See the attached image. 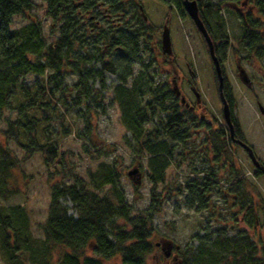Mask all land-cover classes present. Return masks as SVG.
<instances>
[{"label":"trees","instance_id":"obj_1","mask_svg":"<svg viewBox=\"0 0 264 264\" xmlns=\"http://www.w3.org/2000/svg\"><path fill=\"white\" fill-rule=\"evenodd\" d=\"M41 1L46 3V15L52 19V26L60 31L58 38L50 43L43 36L39 21L32 20L12 29L13 16L36 7L34 0H0V117L10 107L12 98L19 94L16 106L18 117L7 120L6 127L0 128V134L6 140L14 141L24 152L22 158L17 156L0 137V197L7 199L20 192L16 169L34 153L41 154L48 167L63 164L67 152H60L49 139H40L36 133L40 119L30 115L28 110L38 108L44 111L43 106L48 102L38 98L54 92V88L44 86L47 69L54 71L50 79L57 80V87L58 81H62L67 74L66 67L72 60L70 53L80 48L82 54L76 59L80 79L74 84L78 89L73 100L82 101L89 107L87 99L93 93L99 100L96 105L101 106L104 99L102 90L106 87L105 73L117 75L113 98L119 105L123 125L132 132L135 150L148 155V177L153 183L152 204L145 214H132L133 207L121 185L122 170L116 160L100 161L95 170L87 171V177L69 168L71 182L62 179L63 172L61 179L50 182L46 218L38 224L42 237L33 234L32 222L23 206H12L10 211L0 208V250L8 264H25V260L31 264H107L114 257H119V261L113 264H146L148 255L156 248V243L152 241L155 230L153 212L159 210L157 196L160 194L156 188L164 181L171 163L175 148L171 142L186 143L188 128L204 121L195 110L182 104L167 85L162 82L154 84L143 68L150 66V62L144 65L140 56L141 42H147L149 29L136 7L128 13L127 7L134 0ZM196 1L200 17L221 60L223 89L231 109L234 138L230 136L223 111V122L213 117L217 124L208 127L202 142L207 166L194 171L191 178L177 189H184L188 207H195L197 211L208 210L213 195L222 194L226 200L233 199L244 211L246 224L254 226L258 209L264 212V199L255 200L247 190L249 180L245 176L244 165L237 157V149L245 151L255 178L264 176V172L252 163L247 150L240 144L244 142L253 148L234 114L236 99L222 64L223 44L217 41L227 36L223 22L216 17L219 5L205 0ZM255 5L264 15V0H255ZM179 7L183 11L180 4ZM129 17L133 20L129 21ZM242 22L243 32L238 43L246 54L240 57L241 60L251 61L253 55L263 57L264 21L248 13L243 16ZM203 40L205 42L204 37ZM205 45L208 48L206 42ZM154 49L151 48L152 53ZM92 59L100 61L99 68H86ZM135 65H140L141 71L132 78ZM212 67L221 102L213 61ZM29 75H37V81L43 82L31 96L27 95L23 86V80ZM90 77L98 79L99 89L89 85ZM146 95H150L152 100L144 104ZM156 108L167 114L157 118L153 127L148 129L145 125L153 122L149 111L153 112ZM96 146H85V152L93 159L102 155L101 148ZM256 158L264 168V162L257 155ZM49 177L50 180L52 173ZM134 187L137 189L139 184L135 183ZM257 197H260L258 192ZM64 199L70 200V207ZM201 241L198 247L186 246L180 252L181 264H264V240L259 249L247 229L240 228L230 236L222 230L216 238ZM56 250H59L57 259L54 258ZM175 251L179 253L178 248Z\"/></svg>","mask_w":264,"mask_h":264},{"label":"rangeland","instance_id":"obj_2","mask_svg":"<svg viewBox=\"0 0 264 264\" xmlns=\"http://www.w3.org/2000/svg\"><path fill=\"white\" fill-rule=\"evenodd\" d=\"M205 1L219 5L216 17L223 22L227 36L217 42L223 44L221 47L222 64L236 99L237 107L234 108V114L240 121L245 137L254 152L264 161V56L259 58L253 55L251 61L241 60L240 57L246 52L238 43L243 32V16L246 17L248 13H251L252 17L264 21V15L255 5V0H244L246 3L240 8L234 5L233 2H237L236 0ZM34 2L37 5L32 10L13 16L12 29L20 28L32 20L39 21L43 36L50 43L58 38L60 31L58 27L52 26V19L46 15V3L41 0H34ZM138 3L143 7V11L140 10ZM237 4L242 3L240 4L239 0ZM135 7L139 13H145L147 17L145 23L149 29L147 42H141L140 56L144 65L150 62V66L143 68L147 70L154 84L162 82L170 89L173 86V77L179 76L178 86L182 94L189 104L195 107L193 108L195 113L204 121L203 124L198 122L195 126L188 128L189 138L186 143L171 142L175 147L171 163L166 170L164 181L158 183L156 188V192L160 194L157 196L159 210L153 212L152 222L155 230L152 241L157 243L171 240L174 247L178 246L179 253L175 251V248L174 252L181 261L179 255L186 246L198 247L202 239L212 240L222 230L230 236L238 229L244 228L256 240L260 249L264 240V212L262 210V215L256 216L259 224L248 226L244 220V211L234 203L233 199L226 200L222 194L213 195L210 208L197 211L195 207H188L184 189L181 191L177 189L191 178L194 171L207 166L203 154L205 145L202 142L208 127L213 126V123L217 124L213 117H216L220 123L223 122L221 121L222 106L214 81L212 61L201 33L184 10L181 0H134V3L127 7L128 13H131ZM128 20L132 21L133 17H129ZM164 24H167L170 29L172 40V54L170 55L161 51V33ZM211 24L214 26L212 21ZM151 48H155L153 53ZM80 54H82L80 48L70 53L72 60L66 67L67 74L62 81H58L57 87V80L50 79L55 74L54 71L47 69L44 86L48 89L54 88V92L47 95L42 94L38 100L48 102V105L43 106L44 111L38 108L28 110L30 115H35L40 119L36 132L40 139H49L58 146L60 152H67L63 164L48 167L43 156L34 153L31 158L21 162L20 167L16 169L20 192L7 199L0 197L2 211H10L12 206H23L22 209L27 210L32 222L33 234L36 237H42L38 224L43 223L46 218L50 182L61 179V172L64 173L62 179L68 183L71 182L72 179L68 176L69 168L87 177V171L95 170L100 161L116 160L118 168L122 170L121 185L128 202L133 207L132 214H145L152 204L153 183L148 177L150 173L148 155L139 154L135 150L132 132L123 125L119 105L113 98V90L118 80L117 75L111 72L105 73L106 87L102 90L104 99L101 106L96 105L99 100L93 96V93L87 99L89 107L82 101L73 100L77 96L78 89L74 87V84L80 79V67L76 60ZM151 55H153L152 61ZM238 65L244 67L250 77L252 90L240 80L237 73ZM99 67L100 61L92 59L89 60L86 68L97 69ZM81 69L84 68L81 67ZM140 71V65H135L132 78L136 77ZM37 78V75H29L23 80L27 95H33L38 85L43 83L37 81ZM88 82L90 86L100 88L96 77H90ZM193 86L195 87L194 92L191 90ZM197 92L200 95L199 101H196ZM18 95L12 98L10 107L6 108L3 116L0 117V128L6 127L7 120L18 117L16 109L19 101ZM148 100H152L150 95L144 97V104ZM166 114V111L162 112L158 108L153 112L149 111L153 122L147 123L146 128H152L157 118H163ZM0 137L17 156L21 158L24 156L23 150L14 141L6 140L1 134ZM94 144L102 150V155L98 159L91 158L85 152L86 145L92 147ZM236 152L239 161L253 172L245 151L237 149ZM135 165L140 166L142 170V180L137 189L134 187V176L127 174L128 170ZM50 173H52V178L49 180ZM245 176L249 180L247 190L253 194V198L257 201H260L261 197L264 199V176L256 179L250 174H245ZM257 192L260 197H257ZM63 201L67 206H71L69 199ZM70 212L74 213L72 209ZM256 213V215L259 214V209ZM58 256L59 250H56L54 258L57 259ZM118 261L119 257H114L106 263L113 264ZM174 262L172 256L166 257L161 246L156 245V248L148 255L146 264H174ZM0 264H8L1 250ZM25 264L31 263L25 260Z\"/></svg>","mask_w":264,"mask_h":264},{"label":"water","instance_id":"obj_3","mask_svg":"<svg viewBox=\"0 0 264 264\" xmlns=\"http://www.w3.org/2000/svg\"><path fill=\"white\" fill-rule=\"evenodd\" d=\"M182 3L184 6V9L188 13V15L192 18V20L194 21L197 29L203 35L205 42L208 46V50H209L210 56L212 58V61L214 63L215 71H216V74L218 77V90H219L220 99L222 101L223 117L225 119L226 124L229 127V132H230L231 138H234V125H233L232 118H231V109H230L229 103L226 99V96L224 94V89H223V87H224V76H223V72H222L221 61L215 52L214 42H213V40H212L208 30H207L202 18L200 17L197 1L196 0H182ZM140 9L143 11V7L141 5H140ZM142 15H143L144 19L146 20L147 17L145 15V13H142ZM161 49H162V52L164 54H168V55L172 54V40H171V35H170V29H169V26L167 24L163 25V29H162V33H161ZM238 70H239L238 75H239L240 79L246 85L250 86L251 85V79L248 76L246 70L242 66H238ZM173 91L175 92V94L177 96H180L181 103L186 104V106L189 105V102L186 101V97L184 95H181L180 88L178 87L175 80H173ZM197 97H199L198 93H197ZM191 108H192V106H191ZM240 144L248 151V154H249L253 164L257 168H261L264 172V168L260 165L258 159L256 158V155H255L253 149L250 146L246 145L244 142H240ZM127 174L131 177L134 176L133 181L136 184H139L142 180V170L140 169V167L138 165H135L134 167L129 169ZM156 244L161 245V248H162L165 256L170 255L171 249L173 246L171 241L157 242ZM173 260L175 261L174 264H181L180 261L178 260L177 255H175L173 257Z\"/></svg>","mask_w":264,"mask_h":264},{"label":"flooded vegetation","instance_id":"obj_4","mask_svg":"<svg viewBox=\"0 0 264 264\" xmlns=\"http://www.w3.org/2000/svg\"><path fill=\"white\" fill-rule=\"evenodd\" d=\"M237 2L239 1V0H236ZM237 2H233L234 3V5H236V7H242L243 6V4H245L246 3V1H244V0H240V4L241 5H239V4H237ZM139 4V3H138ZM173 80H175L176 81V83H177V85H178V80H179V76H176V77H173V79H172V82H173ZM179 87V86H178ZM191 90L194 92L195 91V89L193 88V87H191ZM195 94V93H194ZM181 95H183L182 94V92H181ZM177 97H179L180 98V96H177ZM200 99L199 98H196V101H199ZM195 108V107H194ZM193 109V108H192ZM173 244V243H172ZM173 246H174V244H173ZM174 254H177V253H175L174 252V250H172V252L170 253V255L168 256V258L170 257V256H172L173 257V255Z\"/></svg>","mask_w":264,"mask_h":264},{"label":"crops","instance_id":"obj_5","mask_svg":"<svg viewBox=\"0 0 264 264\" xmlns=\"http://www.w3.org/2000/svg\"><path fill=\"white\" fill-rule=\"evenodd\" d=\"M236 107H237V104H236ZM264 162V161H263ZM262 215V211L261 210H259V214L258 215H256V216H261ZM257 224H259V221L257 220Z\"/></svg>","mask_w":264,"mask_h":264}]
</instances>
